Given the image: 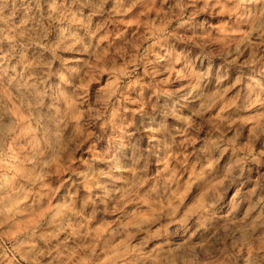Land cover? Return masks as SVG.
Instances as JSON below:
<instances>
[{
    "label": "clouds",
    "instance_id": "9594fccd",
    "mask_svg": "<svg viewBox=\"0 0 264 264\" xmlns=\"http://www.w3.org/2000/svg\"><path fill=\"white\" fill-rule=\"evenodd\" d=\"M0 264H264V0H0Z\"/></svg>",
    "mask_w": 264,
    "mask_h": 264
}]
</instances>
